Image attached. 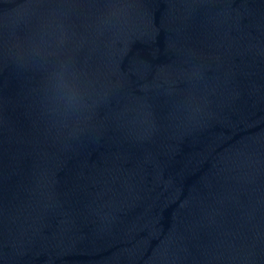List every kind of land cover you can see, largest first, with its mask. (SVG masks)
<instances>
[{"label":"water","instance_id":"water-1","mask_svg":"<svg viewBox=\"0 0 264 264\" xmlns=\"http://www.w3.org/2000/svg\"><path fill=\"white\" fill-rule=\"evenodd\" d=\"M0 264H264V0H0Z\"/></svg>","mask_w":264,"mask_h":264}]
</instances>
